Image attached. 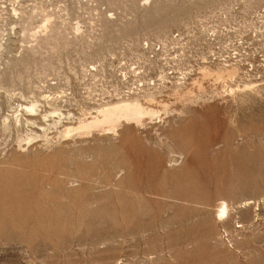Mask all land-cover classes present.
Returning <instances> with one entry per match:
<instances>
[{"label":"rangeland","instance_id":"374dc122","mask_svg":"<svg viewBox=\"0 0 264 264\" xmlns=\"http://www.w3.org/2000/svg\"><path fill=\"white\" fill-rule=\"evenodd\" d=\"M0 264H264V0H0Z\"/></svg>","mask_w":264,"mask_h":264},{"label":"bare ground","instance_id":"6f19581e","mask_svg":"<svg viewBox=\"0 0 264 264\" xmlns=\"http://www.w3.org/2000/svg\"><path fill=\"white\" fill-rule=\"evenodd\" d=\"M217 72L218 73L216 74V78L221 77V73L219 71ZM209 75H211V73ZM214 75L215 73L213 74V76ZM156 116L157 112L155 110L144 108L143 105L137 99L121 101L112 105H108L105 108L99 110L97 116L93 119L91 118V121H80L81 123L79 124L77 131H89L92 129L104 128L113 130L121 122L139 124L144 118L152 119ZM72 131L73 130L70 128L67 129L65 131V135L71 134ZM222 204L224 206V203ZM223 206H220L217 211V214L221 217L226 214V208Z\"/></svg>","mask_w":264,"mask_h":264}]
</instances>
